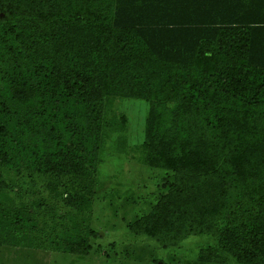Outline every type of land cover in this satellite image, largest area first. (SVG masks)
I'll use <instances>...</instances> for the list:
<instances>
[{
	"label": "trees",
	"instance_id": "1",
	"mask_svg": "<svg viewBox=\"0 0 264 264\" xmlns=\"http://www.w3.org/2000/svg\"><path fill=\"white\" fill-rule=\"evenodd\" d=\"M114 99L147 104L138 160L164 175L129 234L264 264V0H0V247L97 252L80 212L107 135L127 150Z\"/></svg>",
	"mask_w": 264,
	"mask_h": 264
},
{
	"label": "rangeland",
	"instance_id": "2",
	"mask_svg": "<svg viewBox=\"0 0 264 264\" xmlns=\"http://www.w3.org/2000/svg\"><path fill=\"white\" fill-rule=\"evenodd\" d=\"M109 109L108 119L121 114L126 117L124 134L127 150L126 153L117 151L116 135H107L92 185L93 199L80 212L83 216L81 221H87L89 228L98 232L99 237L90 239V244L98 247L97 252L83 257L56 253L53 248L0 247V264H198L199 250L214 244L211 237L192 236L176 247L163 249L145 236L129 234L127 224L150 211L164 175L162 171L141 165L138 160L147 104L131 99H114ZM29 181L19 184V188L29 195V201L42 196L52 199L54 195H48L49 190L42 191L45 185L41 184V178ZM160 185L164 188V184ZM49 225L54 227V220H50ZM70 233L71 236L77 235L76 230ZM67 239L62 238L58 242L65 245ZM225 264L237 263L229 260Z\"/></svg>",
	"mask_w": 264,
	"mask_h": 264
},
{
	"label": "crops",
	"instance_id": "3",
	"mask_svg": "<svg viewBox=\"0 0 264 264\" xmlns=\"http://www.w3.org/2000/svg\"><path fill=\"white\" fill-rule=\"evenodd\" d=\"M242 1V0H241ZM246 1V0H245ZM248 1V0H247ZM249 1H252L253 3H257L259 0H249ZM260 3V2H259ZM251 5H253L254 6V4H252L251 3ZM239 8V7H238ZM250 15V17H256V16H259V15H261L260 13L259 14H255L254 12H252V13H249ZM242 17V16H241Z\"/></svg>",
	"mask_w": 264,
	"mask_h": 264
}]
</instances>
